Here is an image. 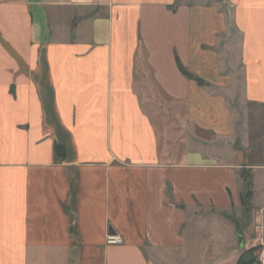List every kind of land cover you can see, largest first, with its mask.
<instances>
[{"label":"crops","instance_id":"obj_1","mask_svg":"<svg viewBox=\"0 0 264 264\" xmlns=\"http://www.w3.org/2000/svg\"><path fill=\"white\" fill-rule=\"evenodd\" d=\"M241 175L264 238V0H0V264H238Z\"/></svg>","mask_w":264,"mask_h":264},{"label":"rangeland","instance_id":"obj_2","mask_svg":"<svg viewBox=\"0 0 264 264\" xmlns=\"http://www.w3.org/2000/svg\"><path fill=\"white\" fill-rule=\"evenodd\" d=\"M214 1L216 2L219 0ZM135 81L136 89L138 94L141 96V100H143L144 108L153 117V121L160 138L161 150L164 148V142H167V144L171 145V147L173 146V144L177 143L176 148L180 150L182 145L179 144V140H181V138H184L183 136L185 133H187V128L182 127L179 123V118L177 117L178 111L173 109L167 110V108L164 109V106H167V102L163 101L164 99L162 100L161 98H159V101L157 100V102L154 103V106L150 102L146 101L147 98H155L157 97V95L155 93H151V90H153V86L150 79L145 77V75H138ZM261 130V126L258 125L256 129V135L254 137L256 142V145L254 144V146L256 147L255 149H257V151L259 152L261 150ZM198 135L206 139L209 138L208 134L206 133L198 132ZM177 138L178 142L176 141ZM256 160V157L251 158L249 159V162H254ZM241 177L242 207L239 208L237 212H235V215H243L242 219L245 220V223H242L244 234L241 239L244 242L245 246H247V250H245L240 264H245L249 259L253 260L252 263L260 264L257 256L262 248L259 244L262 235L260 233L259 224L256 220L257 214L255 213L251 205V192L249 191L250 185L248 180L249 178L247 177V175H241Z\"/></svg>","mask_w":264,"mask_h":264},{"label":"built area","instance_id":"obj_3","mask_svg":"<svg viewBox=\"0 0 264 264\" xmlns=\"http://www.w3.org/2000/svg\"><path fill=\"white\" fill-rule=\"evenodd\" d=\"M122 242V239L118 237L117 235H108L106 237V243L107 244H120ZM259 244L261 245V250L258 253V261L260 264H264V238H261L259 241Z\"/></svg>","mask_w":264,"mask_h":264},{"label":"trees","instance_id":"obj_4","mask_svg":"<svg viewBox=\"0 0 264 264\" xmlns=\"http://www.w3.org/2000/svg\"><path fill=\"white\" fill-rule=\"evenodd\" d=\"M177 65H178V69H179V71L185 76V77H187V78H189V79H194V80H196L199 84H203L202 83V81L199 79V78H197V77H195L194 75H192L190 72H188L184 67H183V65L179 62V60L177 59ZM58 148H60L59 146H55V149L57 150ZM244 254V253H243ZM242 257H243V255L241 256V258L239 259V263L238 264H240V261H241V259H242ZM252 259H249L245 264H249V263H252Z\"/></svg>","mask_w":264,"mask_h":264}]
</instances>
